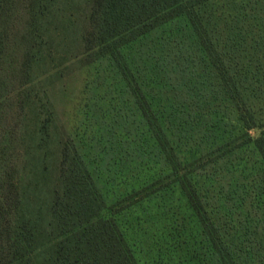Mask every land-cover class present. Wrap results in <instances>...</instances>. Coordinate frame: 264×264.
Returning <instances> with one entry per match:
<instances>
[{"label":"trees","instance_id":"trees-1","mask_svg":"<svg viewBox=\"0 0 264 264\" xmlns=\"http://www.w3.org/2000/svg\"><path fill=\"white\" fill-rule=\"evenodd\" d=\"M60 3L0 0V264H138L117 218L173 187L198 221L209 264H264V204L254 205L264 196V0H83L66 37L72 65L107 67L122 83L135 141L151 148L145 165L159 167L112 203L83 147L34 93ZM246 151L256 179L239 199L250 200L251 221L232 226L225 193L212 196L203 178ZM30 156L43 177L32 192Z\"/></svg>","mask_w":264,"mask_h":264},{"label":"rangeland","instance_id":"rangeland-1","mask_svg":"<svg viewBox=\"0 0 264 264\" xmlns=\"http://www.w3.org/2000/svg\"><path fill=\"white\" fill-rule=\"evenodd\" d=\"M82 4L83 0H61V19L52 20L54 24L49 25L50 31L45 34L48 41L43 45L46 58L34 71V93L41 101L38 105H46L56 124L64 123L69 134L83 147L99 176L105 199L112 203L150 182L159 167L150 169L145 165L151 148L145 138L140 146L135 141L136 134L130 125L133 119L131 106L118 98L122 94V83L107 67L80 72L78 66L72 65L75 50L70 43L73 40L68 42L66 37L75 35L73 30L78 25ZM175 33L170 26L165 28L164 34ZM235 125L238 129L239 125ZM252 135L257 133L252 132ZM115 145H119L115 152L105 154ZM139 150L143 152L140 154ZM17 151L16 158L23 162V151L18 150V146ZM183 155L188 160L196 156L186 152ZM33 157H26L27 161L23 163L24 177L30 181L31 192L34 185L43 186L42 166L32 173L36 164ZM255 161L256 158H251L246 151L230 161L214 165L208 170L210 179L203 178L212 196L214 192L225 193L223 197L228 203L222 199L221 205L224 210L233 207L229 217L232 226H238V218L243 223L246 218L251 221L250 200L242 193L243 204L239 193L245 191L248 195L252 192L251 184L256 179L257 169ZM229 185L238 187L239 191L228 188ZM257 201L263 205L264 196L255 200L254 205H258ZM242 204L243 209H238ZM117 219L138 264H209L212 259L198 221L176 187L143 201Z\"/></svg>","mask_w":264,"mask_h":264}]
</instances>
